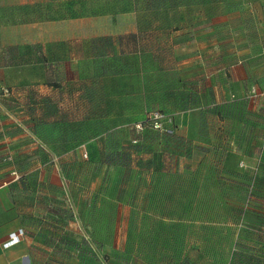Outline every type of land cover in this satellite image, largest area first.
Returning a JSON list of instances; mask_svg holds the SVG:
<instances>
[{
    "label": "crops",
    "instance_id": "obj_1",
    "mask_svg": "<svg viewBox=\"0 0 264 264\" xmlns=\"http://www.w3.org/2000/svg\"><path fill=\"white\" fill-rule=\"evenodd\" d=\"M11 27L32 31L15 38ZM121 60L133 70H119ZM0 81L10 88L2 96L17 99L2 104L9 114L0 117V264H153L135 254L127 235L129 210L138 214L127 205L134 198L115 199L121 211L109 213L107 225L99 196L92 231L84 223L89 199H81V231L73 229V182L64 174L71 167L59 159L68 152L57 142L72 139L76 92L98 93L99 117L110 101L117 118L162 109L166 124L177 126L186 143L167 171L177 172L178 202L195 207L193 215L165 218L202 219L209 182L226 189V204L264 202L251 192L253 167L264 164V0L129 8L105 0H0Z\"/></svg>",
    "mask_w": 264,
    "mask_h": 264
},
{
    "label": "rangeland",
    "instance_id": "obj_2",
    "mask_svg": "<svg viewBox=\"0 0 264 264\" xmlns=\"http://www.w3.org/2000/svg\"><path fill=\"white\" fill-rule=\"evenodd\" d=\"M105 2L121 3L129 8L134 4L143 6L174 4L178 0H105ZM9 14L14 18L18 13L11 11ZM171 14L177 15L176 12ZM29 31L32 29L21 30L11 27L8 34L12 36L14 33L17 38L19 33ZM118 62L119 70H133L123 66L124 63L129 66L128 63L131 61ZM132 89L129 84L123 86V90L129 95ZM4 93L10 95V91ZM110 94L113 96L114 92ZM2 95L0 92V106L4 111L1 110L0 117L2 114H9L7 107L2 104H7L8 101L17 102L16 98L8 100ZM72 98L74 101H80L74 106L70 119L71 130L68 129V136L72 139L58 141L57 144L61 151L68 152L67 155H60L59 159L71 167V170L64 174L73 182L72 208L75 231H81V220L76 215L82 210L81 199H84L83 202L89 199L87 210L89 219L84 223H87L88 229L92 231L97 222L94 216L99 196L104 197L103 207L107 215L105 220L107 225L113 222L109 219V213L121 211L115 199L134 198L137 202L127 205L134 207L138 214L134 215L133 211L129 210L131 213L127 214V235L131 237L132 244H137L138 252L135 254L142 256L143 260L147 257L153 264H174L175 261L180 264H264V202L251 199L249 205L226 204L224 202L226 198H222L220 194L226 192V189L223 186L219 188V185L213 182L210 183L212 187L203 188L200 205L202 219L182 221L165 218L177 214L193 215L195 207L190 204L191 209L188 210L187 204L179 203L176 189L165 188L174 183L162 179L163 174H172L167 168L175 166L181 151L179 148L186 143L177 136L176 125H169L171 129L167 131L147 129L140 133L135 123L146 113L142 116L118 115L117 118L115 115L117 109H114V103L109 101L112 106L104 108L105 117H99L95 102L98 99L96 91L76 92ZM11 114L15 115V118L11 116L12 121H17L16 114ZM12 132L17 134V126ZM162 147L165 149L162 150ZM86 151L88 155H84ZM253 169L256 178L251 192L264 194V164H255ZM152 193L157 200L154 204L146 202V197ZM152 210L155 215L153 220L148 217L149 211ZM166 228L170 229V234H165ZM182 229L185 230L184 236L181 233ZM177 230H180V234H177ZM109 232L107 227V233ZM76 240L74 245L77 244ZM146 244L150 250L147 253L144 251H147ZM150 244H153V249Z\"/></svg>",
    "mask_w": 264,
    "mask_h": 264
},
{
    "label": "built area",
    "instance_id": "obj_3",
    "mask_svg": "<svg viewBox=\"0 0 264 264\" xmlns=\"http://www.w3.org/2000/svg\"><path fill=\"white\" fill-rule=\"evenodd\" d=\"M0 90H3V92H8L10 91V89L4 85H1L0 83ZM252 96L253 95H257L258 91L256 89V87H253L251 89V93ZM262 113H264V107L261 108ZM147 121H149L152 125L153 128L155 129H164L165 128V124L167 122V114L162 111V110H152L149 111L147 114ZM144 127L143 122H139L136 124V128L138 130H141ZM85 155L87 154L86 152L84 153ZM23 234V230L20 229L17 233L14 232L12 233L10 236V239L6 242L7 245L13 244L15 242H17L19 240V236Z\"/></svg>",
    "mask_w": 264,
    "mask_h": 264
},
{
    "label": "trees",
    "instance_id": "obj_4",
    "mask_svg": "<svg viewBox=\"0 0 264 264\" xmlns=\"http://www.w3.org/2000/svg\"><path fill=\"white\" fill-rule=\"evenodd\" d=\"M0 83H1V85H4L1 81H0ZM6 87H8V86H6ZM9 88V87H8ZM10 89V88H9ZM0 92L1 93H4L3 92V90H0ZM147 114H148V112H146V114L143 116V118L142 119H140V120H138L136 123H135V126H136V124L137 123H139V122H143V125H144V127L141 129V130H139V131H141L140 133H142L143 131H145V130H147V129H153V130H165L166 129V131L167 130H169V129H171L170 127H169V125H166L165 124V128L164 129H155V128H153L152 127V125H151V123L149 122V121H147ZM86 155H88V151H86ZM85 155V154H84ZM169 176V177H168ZM162 179L163 180H168V181H171L172 183H174V184H170L169 186H165V188L166 189H170V188H172V187H174L173 189H176V191L178 192V189H177V184H178V182H177V180H178V175H169V174H163L162 175ZM209 183H211V182H209ZM207 189V188H206ZM153 195V193L151 194V195H149V196H152ZM260 197H264V194H258ZM148 196V197H149ZM155 197V196H154ZM156 198V197H155ZM154 198V199H155ZM132 199V198H131ZM156 202H157V200H156ZM155 201L154 202H151L150 204H154V203H156ZM166 202V201H165ZM167 203V202H166ZM183 203V202H182ZM184 204H185V202H184ZM187 209L188 210H190L191 209V207H190V204L189 205H187Z\"/></svg>",
    "mask_w": 264,
    "mask_h": 264
}]
</instances>
